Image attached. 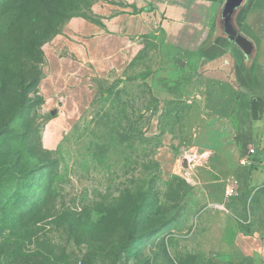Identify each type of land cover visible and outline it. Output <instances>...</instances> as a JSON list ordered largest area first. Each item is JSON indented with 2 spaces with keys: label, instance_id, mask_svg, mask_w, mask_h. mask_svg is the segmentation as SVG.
I'll list each match as a JSON object with an SVG mask.
<instances>
[{
  "label": "rangeland",
  "instance_id": "1",
  "mask_svg": "<svg viewBox=\"0 0 264 264\" xmlns=\"http://www.w3.org/2000/svg\"><path fill=\"white\" fill-rule=\"evenodd\" d=\"M96 1L0 0V264H264V136L237 146L228 81L151 35L53 119L42 46Z\"/></svg>",
  "mask_w": 264,
  "mask_h": 264
},
{
  "label": "crops",
  "instance_id": "2",
  "mask_svg": "<svg viewBox=\"0 0 264 264\" xmlns=\"http://www.w3.org/2000/svg\"><path fill=\"white\" fill-rule=\"evenodd\" d=\"M151 35L237 90L228 119L238 147L264 136V0H97L42 46L38 87L57 105L53 119L71 120L67 101L89 104L96 77L124 74Z\"/></svg>",
  "mask_w": 264,
  "mask_h": 264
},
{
  "label": "built area",
  "instance_id": "3",
  "mask_svg": "<svg viewBox=\"0 0 264 264\" xmlns=\"http://www.w3.org/2000/svg\"><path fill=\"white\" fill-rule=\"evenodd\" d=\"M255 153L254 148H250L245 155L240 157V163L242 165H248L251 162V158ZM208 152L198 153L192 147L185 149L179 157L180 165H183L187 169H191L196 165V161L205 162L208 159ZM234 193V184H225L223 188V194L225 197L231 196ZM220 206V205H218ZM217 206V207H218ZM222 207V206H220Z\"/></svg>",
  "mask_w": 264,
  "mask_h": 264
},
{
  "label": "water",
  "instance_id": "4",
  "mask_svg": "<svg viewBox=\"0 0 264 264\" xmlns=\"http://www.w3.org/2000/svg\"><path fill=\"white\" fill-rule=\"evenodd\" d=\"M179 64H180V65H183V62H182V61H179Z\"/></svg>",
  "mask_w": 264,
  "mask_h": 264
}]
</instances>
